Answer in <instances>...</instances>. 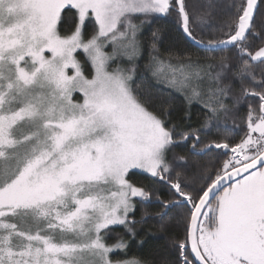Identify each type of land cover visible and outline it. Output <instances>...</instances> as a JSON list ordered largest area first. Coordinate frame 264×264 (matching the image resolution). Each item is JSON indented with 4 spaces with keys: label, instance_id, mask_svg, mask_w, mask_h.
<instances>
[{
    "label": "snow or ice",
    "instance_id": "snow-or-ice-1",
    "mask_svg": "<svg viewBox=\"0 0 264 264\" xmlns=\"http://www.w3.org/2000/svg\"><path fill=\"white\" fill-rule=\"evenodd\" d=\"M172 221L159 264H264V0H0V264H157L129 248Z\"/></svg>",
    "mask_w": 264,
    "mask_h": 264
},
{
    "label": "trees",
    "instance_id": "trees-1",
    "mask_svg": "<svg viewBox=\"0 0 264 264\" xmlns=\"http://www.w3.org/2000/svg\"><path fill=\"white\" fill-rule=\"evenodd\" d=\"M217 3L224 4L227 0H216ZM75 11V10H73ZM224 11L217 10L218 16H223ZM72 26V19L70 16H65L64 21L60 25L61 31L66 32ZM152 29H161L162 31V39L160 42V50L163 55H167L168 51H182L185 49L195 51V48L191 45V42H185L184 39L178 35L174 26L166 22L163 19L157 20L155 24H153ZM145 35L148 36L150 33L147 31ZM146 56L140 61L141 65L146 63ZM85 74H88L91 69L90 66H84ZM134 87L136 90L146 97H150L153 101L154 107L159 108L161 105L165 104L166 102L171 104V110L173 113V120L179 122L183 117L185 105L179 95L169 96L167 95L168 89L162 85L157 84L150 73H146L143 69L138 73L137 77H135V84ZM191 118L190 124L193 127L199 126L202 120L201 110L198 105L193 104L190 109ZM231 126V125H229ZM197 160H201L204 164H209L212 162L213 158L211 156H204L202 159L201 157H195ZM131 179L134 182L138 183H147V180L144 179L143 175L132 176ZM162 192L166 191V189H160ZM139 215V213L137 214ZM174 215V214H173ZM146 228L152 233L147 235L145 233H141V236L138 237L139 239H143L145 242L143 245H140L138 242H133L129 248L130 255L142 256L146 258H150L153 261H156L159 264V261L162 257H170L171 251L168 246V241L174 236L183 237V225L180 224L179 226L176 225L175 221H172L168 225V232H161L159 224L155 222H151Z\"/></svg>",
    "mask_w": 264,
    "mask_h": 264
},
{
    "label": "rangeland",
    "instance_id": "rangeland-1",
    "mask_svg": "<svg viewBox=\"0 0 264 264\" xmlns=\"http://www.w3.org/2000/svg\"><path fill=\"white\" fill-rule=\"evenodd\" d=\"M73 98H74V100L79 99V100L82 102V97L80 96L79 93H74V94H73Z\"/></svg>",
    "mask_w": 264,
    "mask_h": 264
}]
</instances>
